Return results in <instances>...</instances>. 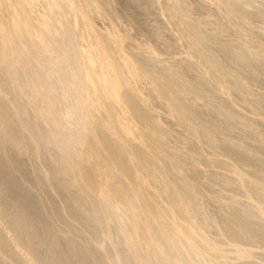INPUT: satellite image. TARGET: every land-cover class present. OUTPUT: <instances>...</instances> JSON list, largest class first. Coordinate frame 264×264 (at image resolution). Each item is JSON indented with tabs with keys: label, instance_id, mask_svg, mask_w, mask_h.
I'll return each instance as SVG.
<instances>
[{
	"label": "rangeland",
	"instance_id": "1",
	"mask_svg": "<svg viewBox=\"0 0 264 264\" xmlns=\"http://www.w3.org/2000/svg\"><path fill=\"white\" fill-rule=\"evenodd\" d=\"M74 1L82 6V8L88 9L90 16H94L96 20L99 19V24L102 26H109L108 21L101 17V19H97V15H94L93 12L90 11L91 6L89 4H91V2H89V0ZM155 1L156 0H97L100 8H103L104 11L108 12L117 25L120 34L125 38L123 39L125 42L124 47L127 50H129V44L132 43L131 46L135 48L136 52L140 51L139 47L142 46L141 50L144 49L148 56H152L150 51L147 50V48H149L148 45L151 44L153 48L157 47L155 48L158 50L157 52H161L162 56L167 58L179 56L182 54L181 51H188L191 53L189 54L192 55L193 59H195L194 61L197 60L198 62H202L206 68L208 67L207 69L210 72L211 70L213 71L211 74L213 73L215 77L219 74L216 79L219 77L218 79H220V82L221 80H224L226 84L233 85L227 86L221 82L224 87L226 85L225 88L229 87L230 90L231 87L233 89L239 88L238 90L236 89L239 94L237 92L236 94H238L237 96H240V98L235 96L234 98L237 102L233 100V102L230 103H220L217 101V97L211 94V92H213V90H209L211 87L209 86V88H207L205 82L198 76L195 77L193 72H191L188 66L183 62L179 61L181 62L179 63L172 60L171 62L175 63H172L171 65H168V62H163L162 64H157L160 67L155 71L153 69L155 66L151 65L153 58H151V62H149L147 56H145V60L149 63L145 64V60H139L144 65H137L138 69H141L143 77L146 78L147 82H149L148 80L154 81V79H156V82H162L159 87L162 89L164 95L175 96L180 101L175 103L174 106H171L170 103L164 101V104L159 103V108V105L154 101L152 102L153 107H150L149 105L144 106L139 99L137 101V99L132 96L131 101L127 105L129 111L137 120H139L141 128L140 134L145 141L146 149L138 147L136 149L133 145H131V148L137 159L139 170L148 181V184L138 182V185H135L137 180L135 179L136 177L133 173V169L129 167L125 168L124 164L117 161L116 165L118 172H111L109 168L104 169L102 167L100 175L103 176L100 180L90 176L87 178L84 177L79 182L77 177L78 172L73 171L70 166L78 168L80 171H87L88 166L85 159L90 160V163H88L90 165L96 161H92L91 150L82 148L78 140L70 136L71 131L73 133L74 131L70 128V125L68 126V124H66L67 122L65 123L66 120L64 118H58V109L63 105L64 107L67 106V104H65V100L67 101V99H65L63 95L62 101L65 100L63 102L60 100L61 104L58 106L56 104L51 110H49L42 105L44 96L42 95L40 98L35 93L37 100L39 101L38 103L41 105L40 110L37 113L28 110L27 105L21 103L23 102L22 99L19 95L17 96L15 89L12 87L11 77H5L8 72L10 61L8 64L1 65L0 89L5 91L9 98H12L10 100H13V104L17 105L16 108L20 109L18 110L19 112L22 113V111H24V115H21L20 113V117L22 116L21 118L23 124H25V128L23 125V129L20 128L21 131L19 129L18 131L16 124L11 121L16 127L14 134H19V132L23 133L24 131L21 138L27 146L24 149L21 146L20 140L18 141L19 147L10 142V137H7V134L10 133L6 131L7 128L4 124H0V134L2 135L0 138L1 141L4 139L5 142H0V206L6 210L5 213H7V218H9V220L15 222L18 221V224L20 221H24L25 223V226L22 225L19 228V234L16 235H18V239L22 238L20 239V243H22L21 240H23L24 244L22 243L21 246L24 247L21 249L25 252L24 255L28 264H43V262L47 260L44 259L46 258L45 253H47L46 256L50 254V258H54L59 254L57 255V259L62 253H64L65 256L67 255V258H61L64 263L66 259H71H69V256L72 254L74 255L72 258L76 260L78 257L84 259V254L81 253V250L75 258V248L72 247V250L74 251H72L71 254V246L69 247V245L73 244L71 237L74 238L76 236V239L77 237L84 238V235L93 233L90 231V226L93 224L101 225L94 221L90 209H93L94 212L102 218V225L104 218H107L111 221L113 228H116V230L118 222L113 220L111 216L113 211L117 213L120 220L128 214L129 216L127 217V220H129V222L120 221V224L124 226L128 235L130 233L136 236L134 229L129 224L131 220L135 219L141 226V219L145 214L142 204L146 198L151 200L150 203L155 201L159 204L161 203V200H163V204H165V201L171 203L174 199V188L186 191L185 187H183L184 184L197 185V187L200 186L198 183V180L202 179L198 178L200 168L207 169L208 172L213 175L214 171L211 170V168H208V166H216V170L221 168L219 172L224 171L225 173H229L233 171L234 166L232 165L233 162L231 160L236 152L233 151V148L236 147V140L234 138L239 131H242V127L240 128L238 126L235 128L232 126L233 124H229L232 126V131L227 134V130L224 129V121H216L217 119H221L220 116H225L223 110H227L234 114V111L232 110V104H234L241 111L249 115L261 116L264 113V108L261 110L264 105L262 104V99L264 98V55L261 56L259 52H257L262 49V45L264 46V0H209L211 1V4L209 2L210 7L205 5L207 0H159L165 8L167 18L170 16L169 20L171 24L168 25V28L171 27L172 29H175L174 34L176 36L179 37L181 35L180 37L183 38L182 42L184 47L177 46V41L176 39H172V33L170 31L165 28L159 30L160 27H163V24L158 20V8ZM24 5L25 4L19 6L18 0H0V18L3 22L2 24L0 21V37H9V39H3V41L7 43L5 46L2 45L0 40V49L5 47L4 50L9 52L10 57L15 55L25 61L22 67L15 64L13 66L11 65L12 62L10 65L12 68H15L13 69L14 72L15 70L18 72L21 83L26 80V87L24 86V90L28 89L27 91H34L37 88L35 85L37 80L31 75V68L38 70L37 72L41 74L42 67L45 64H51V56L55 54H51V52L55 50L58 54L57 50L60 48V45H58L56 39H54L57 46H53V48L50 43L49 47V39H38V37H34L36 33L43 31L42 28L38 29L37 26L39 23L37 22V19L43 14L38 13L35 15L36 18H39L33 19L32 23L31 20L28 19V21L26 19V7L29 6ZM22 7L25 8L22 9ZM34 10L37 9L34 8ZM27 12H29V10ZM211 15H214L215 18L211 17ZM205 19H210V21L206 22ZM75 20L78 21V19ZM9 24L10 26L16 25V27L10 28L8 26ZM91 25L94 28L95 24ZM164 26L166 25L164 24ZM87 28L89 29V27ZM81 33L83 34L82 31L80 34ZM167 34H169V36H167ZM80 36L81 35L78 34L75 40L79 39ZM95 36H97V34L94 35V37ZM97 40L104 44L106 41L104 36H99ZM76 42L78 43L77 40ZM137 42H139V46ZM169 42L175 44L177 48L173 45L169 46ZM39 44H43V48H41ZM45 44H48V47ZM146 46L147 48H145ZM105 47L108 48L107 44ZM39 48H41V50ZM23 54H25V56H23ZM49 54H51V56H49ZM139 54H143V52H137V58H139ZM113 57L115 58L116 56L114 55ZM44 58L48 63L43 60ZM115 60H117V58H115ZM115 63L117 66L119 65L118 60ZM185 66H187V68H185ZM118 67L120 68V65ZM151 68L153 70H151ZM143 69L147 72H143ZM165 71L171 73H168L169 75H164L163 72ZM43 72L42 75H39L42 79L41 83L49 82L51 86L53 84L52 88L54 86L63 87L62 83L58 82L57 79L51 77L50 74H46L44 70ZM186 72H188V74ZM184 74H186L187 77H185L186 75ZM45 75L47 76V79L50 78V81L45 78ZM110 76L111 75H107V78L110 79ZM28 82L29 86L27 85ZM250 82L253 83L251 84ZM151 84L153 83H150V85ZM258 88H261V90ZM203 90L205 91L203 92ZM239 90L241 91V94ZM254 90L259 92V99H257V102H249L251 95H254ZM233 93L235 94V92ZM148 95L149 94L144 92L145 99H147ZM203 96L205 97V101L209 104L207 106L208 110L204 107L205 112L203 109H200L202 108L200 105L196 104V101L201 100V97ZM211 96H213V99H209ZM149 98L152 100L151 97ZM0 101V104H3L4 106L5 113L8 116L13 115L11 109L5 107L7 102H2L1 99ZM259 102H261V105ZM153 103L156 104L157 107H155ZM257 103L261 108L256 105ZM221 106H223V108H221ZM257 107L259 109L257 111H260V113L256 111ZM209 108L212 109L209 110ZM217 109L221 110V112L218 113ZM152 110H161L160 112L163 111L162 113L170 112L174 116L172 119H176V121H174L175 123L165 122V120H162L161 118L155 119L152 115ZM229 112H227V116L230 115ZM38 113H41L43 119L47 122V125H45L46 122H37L35 118H38ZM185 113L187 115H184ZM204 113L207 114L204 116ZM55 116H57L60 122L58 121L57 123H54V121H57ZM235 120L243 123V119L237 116L231 118L232 123H234ZM218 122H221L224 126H221V123L217 125ZM178 123H180V127H178ZM79 125L80 122L79 124L77 123V126ZM65 126L69 127L71 131L67 130L69 128H64ZM201 127H205V132L211 130V128L212 130L205 134ZM63 129H65V131ZM223 129L225 133L222 132ZM1 131L5 132L4 134L6 135H3ZM146 131L152 132L153 136H155L158 141L156 140L157 142H154L150 137L149 139L145 138L144 135L147 133L144 132ZM195 132H198L202 137L200 142L201 149L196 147L197 136L194 134ZM201 132H203V134H201ZM60 133L63 136L65 135L68 141H71L69 144L70 149L68 151L65 150L66 147L59 152L57 151L58 146L56 147V145L63 144V142L60 136L58 137L57 142H55L54 138L51 136L56 137ZM24 134H27V136ZM180 135H183L184 137L186 136L191 140H185L184 137ZM4 136L6 137L4 138ZM32 137H34L35 140L37 139L36 142H33L34 140ZM46 138L49 142H47ZM212 139L214 140V143L211 142ZM228 139L232 144L228 143ZM7 140L9 142H7ZM234 141L235 143H233ZM213 153L217 162L213 165H209L204 158V155L210 156V154ZM221 159H224L225 161H221ZM67 161L73 164L69 165ZM161 168L162 170H159ZM163 171H165L164 174H162ZM177 172L183 174V176H180ZM82 182L84 184H82ZM100 185L103 187V192L105 191L104 194H102ZM135 193H138V195L136 194L138 200L132 198ZM85 196H87V198H85ZM101 196H107V198H105L107 203H104L101 200ZM111 196H113V198H111ZM141 196H143V198H141ZM157 196H161V200H159ZM99 200H101V205H99ZM89 204H91V206H89ZM164 222L165 221L162 223ZM189 225L190 224L186 225L187 230H189ZM66 228L73 232V234L71 233V237L68 235L71 231L67 233ZM59 229L61 232H65H62L61 235L66 236V240H64V236L61 237V235H57V233H60ZM110 231L111 233L113 232L112 229ZM95 238L96 239L94 240L96 242L100 240L99 236H95ZM39 241L44 242L45 245ZM66 241L69 245H67ZM79 241H74V245H77ZM36 243L37 246H35ZM81 243H84L87 246V241L86 243L85 241H82ZM40 244L43 245V251L42 249H38V247H41ZM178 244H180V242H178ZM79 249L80 247L77 250ZM3 250H5V248ZM52 250L57 251L55 256H52L55 253V251L53 252ZM41 251L44 254H40ZM64 254H62L63 257ZM98 256L100 258V255ZM41 258L45 261H42ZM74 259H71L72 261H70L71 263L69 262V264H73ZM50 260L54 261L56 260V257L53 260ZM51 261H48V263L46 261L45 264H50L49 262ZM58 261H60V259H58ZM109 261L111 262L112 260L110 259ZM15 262L16 261L14 260V263ZM170 262V264L175 263L172 260H170ZM74 264H76V262Z\"/></svg>",
	"mask_w": 264,
	"mask_h": 264
},
{
	"label": "bare ground",
	"instance_id": "2",
	"mask_svg": "<svg viewBox=\"0 0 264 264\" xmlns=\"http://www.w3.org/2000/svg\"><path fill=\"white\" fill-rule=\"evenodd\" d=\"M89 2H91V4H89L91 6L90 11H92L94 15H97V19L101 17L108 21V27L99 24V19L96 20L94 16H90L89 10L82 8V6L77 4L74 0H18L19 6H23V4L29 6L26 7L29 12L25 10L27 13L26 19L31 20L32 23L33 19L36 18L35 15L38 13L43 14L40 15V18L37 17L39 19L36 18L37 22H39L37 24L38 29L42 28L43 31L36 33L34 37H38V39H49V47L50 43L52 47L57 46L54 40L56 39L60 48L57 47L58 54L55 50L51 52V54L55 53L53 56L49 54V56H51V64H45L42 67L41 74L37 72L38 70H34V68H31V71L29 70L33 78L37 80V83L35 82L37 88L34 91H27L28 89L24 90L26 80L22 81V84L19 80L20 77L18 76V72L16 70L14 72L13 69L15 68H12L11 66H14L15 64L22 67L25 61L15 55L10 57L9 52L4 50L5 47L0 49V66L8 64L9 61L10 63L12 62L11 65L9 63L8 72L5 77H11L12 87L15 89L17 96L19 95L23 101L20 102L26 104L28 107L27 109L32 110L34 113H37L41 107L35 93L40 98L42 95L44 96L42 105L47 107L49 110H51V108H53L56 104L57 106L61 104L60 100L62 101L63 95L65 99H67V101L64 99L65 104H67L66 107H64V105L61 107L59 106L58 118H64L66 120L65 123L67 122L66 124L71 126L70 128L73 129L74 133L69 127L65 126L64 128H69L67 130L71 131L70 136L76 138L82 148L92 151V161H96L90 165L88 164L90 163V160L85 159L88 166L87 171H80L78 168L70 166L73 171L78 172L77 177L79 182L84 177L87 178L90 176L100 180L103 176L100 175L102 167L104 169L109 168L111 172H118L116 165L117 161L124 164L125 168L129 167L133 169V173L136 177L135 179L137 180L135 185H138V182L148 184V181L139 170L137 159L131 148V145H133L136 149L137 147L146 149L145 141L143 136L140 134L141 128L139 120H137L136 117L129 111L127 105L131 101L132 96L136 98L137 101L139 99L144 106L149 105L150 107H153V101L158 105L159 103L164 104V101H167L171 106H174L175 103L180 101L175 96L164 95L162 89L159 87L162 82H156V79L153 77L154 81L148 80L149 82H147L146 78L143 77L141 69H138L137 67L139 64L144 65L139 60H145V56H147V60L151 62V58H153L151 65L155 66V68H153L155 71L158 67H160L157 64H162L163 62H168V65L175 63L171 62L172 60L183 62L188 66L189 70L193 72L195 77L198 76L205 82V86H207V88H209V86L211 87L209 88V90H213L211 94L216 96L217 101L223 104L225 102H233V100H235L234 97L239 94L237 92L239 88H236L237 90L234 88L235 91L232 87L231 90L229 87L225 88L226 85H233L226 84L224 80H221L223 84H226L224 87L219 81V77L216 79L219 74H216L217 76L215 77L212 73L214 75L213 76L211 74L213 71L211 70L210 72L207 69L208 67L206 68L202 62H198L197 60L194 61L195 59H193L192 55H190L191 53L188 51L183 52L180 50L182 52L181 55L178 54L179 56L167 58L162 56L161 52H157L158 50L155 49L157 47L153 48L150 44L148 45L149 48H147V46L145 48L150 51L152 56H148L147 52H145L144 49L141 50L142 46H140V51L137 52H143V54H139V58H137V52L135 51V48L131 46L132 43L129 44V50L124 47L125 42L123 39L125 38L122 34H120L117 29V25L108 12L104 11L103 8H100L97 0H89ZM155 2L158 8V20H160L161 24H163V27H160L159 30L165 28L170 31L172 33V39H176L177 41V46L184 47L182 42L183 38L180 37L181 35L179 37L176 36L174 34L175 29H172L171 27V29L168 28V25L171 24L169 20L170 16L167 18V13L161 1L156 0ZM209 2L211 4V1L209 0H207L205 4L208 7H210ZM24 8L22 7V9ZM34 8L37 10H34ZM211 17H214V15H211ZM75 19H78V21ZM210 19L205 20L206 22H209ZM0 21L3 24L1 18ZM91 24H95L94 28ZM164 24L166 26H164ZM8 26L10 28L16 27V25L10 26V24ZM87 27H89V29ZM81 31L83 34H80ZM78 34L81 35L79 39H76L79 44L75 40ZM96 34L97 36L94 37ZM99 36L105 37V44L103 42H98L97 39ZM167 36H169V34H167ZM3 39H9V37H0L2 45L5 46L7 43H5ZM106 44L108 48L105 47ZM137 44L139 46V42H137ZM45 45L48 47V44ZM168 45L175 46V44H171V42H169ZM39 46L43 48V44H39ZM263 47L264 46L262 45V49L257 51L261 56L264 55ZM41 48L39 49L41 50ZM175 48L177 47L175 46ZM114 55L119 61L120 68L118 67L119 65L117 66L115 63L117 60L113 57ZM23 56H25V54H23ZM43 60H45V58ZM147 60H145V64L149 63ZM45 62H47V60H45ZM187 66H185V68H187ZM153 69L151 68V70ZM43 70L46 74H50L51 77H54L58 82L62 83L63 87L54 86L52 88L53 84L51 86L49 82L41 83L42 79L39 75L44 73ZM143 72L147 71H144L143 69ZM168 73L171 72H163L164 75H169ZM186 73L188 74V72ZM107 75H111L110 79L112 82L109 78H107ZM185 77H187V75ZM45 78L47 79V76ZM47 80L50 81V78ZM150 83L153 84L150 85ZM28 84L29 82L27 85ZM258 89L261 90V88ZM143 91L149 94L147 96L148 100L145 99ZM204 91L205 90H203V92ZM233 92H235V94ZM236 92L238 94H236ZM207 93L209 94V92ZM213 96H211V98L209 97V99H213ZM0 97L2 102H7L5 107L10 108L13 114L8 116L5 113L6 111L3 104H0V124H4L7 128L6 131L11 134H7V137H10V142L19 147L18 141L20 140L21 146L25 149L27 145H25V142H23L21 138L24 131L22 130L23 133L19 132V134H14L16 127L17 130H20V128L23 129V125L25 128V124H23L21 118L22 116L20 117L21 112L18 111L20 109L16 108L17 105L13 104V100H10L12 98H9L8 94L1 89ZM149 97H151L152 100ZM203 97H201V100L196 101V104L200 105L202 107L200 109L204 110V107L207 109L209 104L205 101V97ZM237 98H240V96H237ZM257 99H259V92L254 90V95H251L249 102H257ZM263 101L264 98L262 99V104H264ZM259 103L261 105V102ZM156 104H154L155 107H157ZM256 105L258 106L259 104L257 103ZM232 106V110L236 115L227 110H223V114H225V116L222 115L220 116L221 119L216 120H222V122L224 121V129L227 130V134L232 131V126L235 128L238 126L240 128L242 127V131H239L237 136L234 138L236 143L235 141L233 142L236 146L233 148V151L236 152L231 160L233 162L232 165L234 166L232 172H219L221 168L216 170V166H208V168H211V170L214 171L213 175L210 174L207 169L200 168V173H198V178H202L198 180L200 186L197 187V185L184 184L183 187H185L186 191L174 188V199L171 203L165 201V204H163L161 196H157V198L161 200V203L159 204L155 201L150 203L151 200L146 198L142 204L145 214L141 219V226L135 219L131 220L129 224L134 229L136 236L130 233L128 235L124 226L120 224V221L129 222V220H127V217L129 216L128 214L120 220L117 213L113 211L111 216L113 220L118 222L116 230V228H113L111 221L107 218H104L102 225V218H100L93 209H90L94 221L101 224H93L90 226V231L93 232L92 234L88 233L89 235H84V238L81 237L83 238L82 240H80V237H77V240L75 238L76 236L74 237L75 239L71 237L73 232L66 228L67 233L71 231L68 235L73 240L72 245H69L66 241L67 245H69V247L71 246V250L69 248L71 254L72 251H74L72 250V247L75 248V258L81 251V253L84 254V259L78 257L79 259L77 258V260L72 258L74 257L73 254V256L70 254L71 256H69V259H74L73 264L75 262L76 264H156V262L157 264H170V260L174 261V264H264V113H261L262 115H258V117L256 115L244 113L234 104H232ZM258 107L256 111L259 110ZM221 108H223V106H221ZM263 108L264 105L261 110ZM211 109L209 108V110ZM160 111L152 110V115L155 119L161 118L162 120H165V122L175 123L174 121H176V119H172L174 116L170 112L164 111L165 113H162L163 111ZM217 112L219 113L221 110L217 109ZM227 112H229V116H227ZM257 112L260 113V111ZM23 113L24 111H22L21 115ZM206 114L204 113V116ZM184 115L187 114L185 113ZM37 116L38 118H35L37 122H46L41 113H38ZM57 116H55L57 121H54V123H57L58 121L60 122ZM236 116L243 119V123L237 122V120L232 123L231 118ZM211 119L214 120L213 118ZM11 121L16 124V127L11 123ZM79 122L80 125L77 126V123L79 124ZM219 123L221 122H218L217 125H219ZM229 124L233 125L231 126ZM45 125H47V122ZM178 125V127H180V123H178ZM221 126H224V124ZM201 128H203V132H205V127ZM224 129L222 132H224ZM63 130L65 131V129ZM211 130H207V132H210ZM203 132H201V134H203ZM207 132H205V134H207ZM2 133L3 135H6L4 134L5 132ZM144 133H147L144 135L145 138L149 139L150 137L154 142L158 141V139L153 136L152 132L146 131ZM194 134L197 136L196 147L201 149L200 142L202 137L198 134V132H195ZM24 135L27 136V134ZM1 136L2 135L0 134V137ZM59 136L63 144L56 145V147L58 146L57 151L59 152L65 147V150L68 151L70 149L69 144L71 141H68L65 135L63 136L60 133L56 137H51H53L54 141L57 142ZM180 136L184 137L183 135ZM5 137L6 136H4V138ZM34 137H32L34 140L33 142H36L37 139L35 140ZM184 139L189 141L191 140L186 136ZM46 140L49 142L47 138ZM230 140L228 143L231 142ZM9 141L7 140V142ZM0 142L5 143L4 139L1 141V138ZM211 142L214 143V140L212 139ZM204 158L207 160L209 165H213L217 162L214 153L210 154V156L204 155ZM221 161L225 160L221 159ZM67 163L69 165L73 164L69 161H67ZM159 170H162V168ZM164 173L165 171H163L162 174ZM179 175L183 176V174ZM82 184L84 183L82 182ZM100 189L102 190V194H104L105 191L103 192V187L101 185ZM136 194L138 195V193H135L132 198L138 200V196ZM85 198H87V196H85ZM105 198H107V196H101V200L104 203H107ZM111 198H113V196H111ZM141 198H143V196H141ZM101 200H99V205L102 204ZM89 206H91V204H89ZM5 212L6 210L0 206V264H16V262L17 264H28L24 255L25 252L21 249L24 247L21 246L23 240H21L22 243H20V239L22 238L19 237L20 239H18V235H16L19 234V228L22 225L25 226V223L24 221H20L18 224V221H16V223L15 221L9 220V218H7L8 215ZM163 221L165 222L162 223ZM187 224H190L188 226L189 230L186 229ZM111 229L114 233H111ZM62 232L60 230V233H57V235L60 236ZM63 236L64 235H61V237ZM95 236L100 237L98 242L94 240L96 239ZM64 237L65 239H63L66 240V236ZM79 240L81 242L85 241V243L87 241V246ZM74 241H79L81 244L78 243V245L75 243L78 245L77 247V245H74ZM178 242H180V244H178ZM40 243L44 244L42 241ZM88 243H92L91 246ZM42 244H40L41 247H38V249H42L43 251ZM35 246H37V243ZM3 247L5 250H3ZM79 247L80 249L77 250ZM42 251L40 254H44ZM54 251L55 253L52 256H55L57 253L56 250ZM45 254L47 255V253ZM62 254L58 258L60 261L57 259V255L59 254L55 256L56 260L54 261L50 260L55 258H50V254L48 256L45 255L46 258L44 259H47V263L48 261H51L49 262L50 264H59L60 262V264H69L72 260L66 259L64 263L62 259L67 258V255L65 256L64 254L63 257ZM98 255H100V258ZM110 259L112 260L111 262L109 261ZM14 260L16 261L15 263ZM41 260L45 261L43 258H41ZM45 262H43V264H45Z\"/></svg>",
	"mask_w": 264,
	"mask_h": 264
}]
</instances>
